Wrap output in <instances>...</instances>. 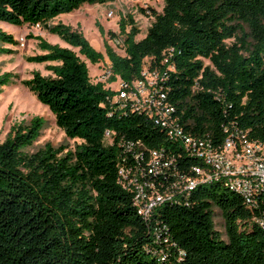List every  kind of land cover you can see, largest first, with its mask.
I'll list each match as a JSON object with an SVG mask.
<instances>
[{"label":"trees","instance_id":"1","mask_svg":"<svg viewBox=\"0 0 264 264\" xmlns=\"http://www.w3.org/2000/svg\"><path fill=\"white\" fill-rule=\"evenodd\" d=\"M114 1L0 0V23L43 27L79 50L30 36L43 54L27 62L48 64L54 77L34 72L23 84L69 139L83 142L75 152L49 144L26 153L45 127L39 117L0 141V264H264V196L248 206L218 181L165 202L149 220L138 215L137 193L119 183L121 167L146 166L150 152H163L179 172H169L170 186L199 163L155 119L114 103L118 93L92 83L81 59L98 65L107 58L110 84L143 81L145 68L158 73L187 136L216 148L238 134L264 144V0H165L143 40L132 16L121 20L120 34L99 27L106 56L79 29L50 25L85 5ZM121 37L125 56L107 40ZM17 44L0 30V56ZM17 79L0 73V94ZM138 154L145 160L138 163Z\"/></svg>","mask_w":264,"mask_h":264},{"label":"built area","instance_id":"2","mask_svg":"<svg viewBox=\"0 0 264 264\" xmlns=\"http://www.w3.org/2000/svg\"><path fill=\"white\" fill-rule=\"evenodd\" d=\"M124 49L123 39L113 41ZM107 75L112 73L108 65ZM143 81L127 85L120 81V90L113 99L121 108H130L135 113H143L168 130L171 138L180 139L184 150L199 165L191 169V175L181 176V180L170 186L169 172L174 168L179 175L174 160L163 152H150L146 166L121 167L119 183L126 190L137 193L135 205L140 217L149 220L152 213L165 202L176 200V196L190 197L193 191L203 185L222 181L225 186L240 195L248 206L264 196V144L250 142L246 136L238 134L229 138L222 147L216 148L210 141H203L185 135L175 118V109L166 102V95L158 88V73L143 72ZM108 79V80H109ZM146 96H143V95ZM112 143V135L107 134ZM106 140V141H107ZM134 149V145L130 146ZM138 163L145 160L144 154L135 156ZM159 186L164 189L160 191ZM264 227V225H263Z\"/></svg>","mask_w":264,"mask_h":264},{"label":"rangeland","instance_id":"3","mask_svg":"<svg viewBox=\"0 0 264 264\" xmlns=\"http://www.w3.org/2000/svg\"><path fill=\"white\" fill-rule=\"evenodd\" d=\"M165 7V0H115L106 5H85L79 11L72 14L62 15L50 23L56 25L63 23L74 29L82 31L86 39L94 49L103 53L105 51V39L102 37L99 27H102L106 33L114 32L120 34V22L123 18L132 16L141 31L137 41L143 40L148 33L149 28L154 23L153 13L162 14ZM0 30L12 35L18 42L15 46H6L12 50L11 55L0 56V73H13L18 76L16 82L4 88L0 94V141L4 143L11 133V129L16 124L29 125L36 118L45 120V127L41 137L33 147L25 150L28 154H34L52 145L54 148L64 147L66 152H75L77 147L83 142L81 140L69 139L66 133L58 127L56 118L50 109L42 105L37 98L24 86L23 82L30 80L34 72H39L44 77H54L47 70L48 64H31L27 62L29 57L43 54L39 49L38 41L29 38L30 36L41 37L53 45H59L63 48H69L79 55V50L71 48L64 43L59 37L50 34L46 29L40 26H24L18 28L6 23H0ZM123 39V37H121ZM109 45L120 55L125 56L122 46L116 45L112 40L107 38ZM230 41L229 44H232ZM65 46V47H64ZM81 57V56H80ZM81 59L87 63L92 83H103L107 89L114 92L120 90V81L110 84L108 82V65L105 62L98 65H92L84 57ZM206 66L211 63L204 60ZM143 96H146L145 94ZM110 145V140L106 141ZM219 230L224 233L223 221L220 217L217 219ZM224 240H227L224 236Z\"/></svg>","mask_w":264,"mask_h":264},{"label":"crops","instance_id":"4","mask_svg":"<svg viewBox=\"0 0 264 264\" xmlns=\"http://www.w3.org/2000/svg\"><path fill=\"white\" fill-rule=\"evenodd\" d=\"M65 47V46H64Z\"/></svg>","mask_w":264,"mask_h":264}]
</instances>
